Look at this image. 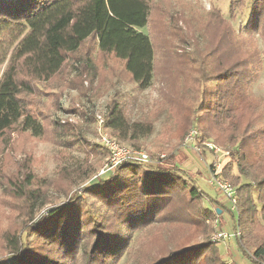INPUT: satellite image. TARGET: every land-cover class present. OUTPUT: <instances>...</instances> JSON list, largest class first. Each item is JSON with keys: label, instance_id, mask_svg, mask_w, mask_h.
I'll use <instances>...</instances> for the list:
<instances>
[{"label": "rangeland", "instance_id": "obj_1", "mask_svg": "<svg viewBox=\"0 0 264 264\" xmlns=\"http://www.w3.org/2000/svg\"><path fill=\"white\" fill-rule=\"evenodd\" d=\"M231 2L153 0L148 25L144 29L130 28L115 20L108 23L107 36L138 40L141 32L149 33L155 48V73L147 89H139L118 61L110 56H101L92 38L76 52L67 54L58 75L71 78L69 83L57 79L39 81L32 94L23 96L30 109L41 115L45 132L41 136H32L13 127L0 139V264L7 255L6 238L18 228L36 199L46 197L48 203L35 214L34 221L48 208L67 202L74 192L81 196V202L92 212L96 208L104 211L93 196L83 192L82 187L99 174L110 158L101 143L98 121L101 118L104 122L113 105L122 108L128 120L149 122L152 131L132 143L117 141L104 127L102 131L121 148L144 151L158 158L159 163L178 164L187 182L204 193L201 200H194L196 207L212 208L208 199H220L225 209L219 218V228L233 232L239 227L240 236H244L245 230L229 213L232 212L228 210L230 204L222 200L207 181L209 167L219 162L221 175L224 173L234 188L247 183L249 189L254 188L253 196L257 194L256 184L239 175L234 155L236 147L214 143L217 137L225 142L232 128L244 126L250 118H254L247 133L250 140L264 141V29L245 33L243 28L249 18V3L231 10ZM33 33L35 30H28L15 43H11L8 35L0 37V81L12 57L34 45ZM231 37L240 42L243 49L234 45L230 47ZM245 55L251 56L252 63L247 69L252 75L247 81V95L258 109H240L230 120L225 118L230 112L219 111L220 107L214 105H219L221 98L225 97L222 95L233 84L225 82L224 76L237 72L240 59ZM224 70L231 72L223 75ZM208 95L213 96L212 105L205 101ZM247 102L242 101L241 106ZM206 106H211V109H205ZM219 125H223L224 132L217 129ZM200 131L208 137L203 142L199 141ZM208 146H214L218 151ZM257 151L253 153L263 158L259 157L264 167V150ZM27 170L30 172L28 177L32 178L30 188H25L23 182L26 181ZM22 190H26L28 195L35 190L38 195L36 199L28 200L21 195ZM64 190L70 191L65 194ZM183 201L191 202L193 199L187 194L177 197L170 201L168 210H182L187 206ZM186 214L190 217L189 213ZM193 223L196 224L164 222L138 229L130 235V242L125 244L119 256L109 264H133L134 255L144 244H148L144 249H151L171 241L192 242L205 238L218 248L225 263L251 264L252 247L247 246L245 253L241 252L240 236L213 242V234H202L204 223ZM89 242L90 239L86 245ZM77 257V264H85L81 254ZM200 263L206 264L205 259Z\"/></svg>", "mask_w": 264, "mask_h": 264}, {"label": "trees", "instance_id": "obj_2", "mask_svg": "<svg viewBox=\"0 0 264 264\" xmlns=\"http://www.w3.org/2000/svg\"><path fill=\"white\" fill-rule=\"evenodd\" d=\"M152 1L0 0V37L8 35L11 43H15L28 30H35L34 45L12 57L0 81V139L13 127L27 131L32 136H41L45 132L41 115L30 109L23 96L32 94L39 81L57 79L69 83L71 78H60L58 75L67 54L76 52L92 38L101 56H110L118 61L139 89H147L155 73V48L149 33L141 32L138 40H132L123 36H107L105 30L111 20L130 28L144 29L148 25ZM247 3L249 18L243 30L250 34L264 29V0H232L230 9L245 7ZM231 44L230 47L234 45L243 49L240 42L232 37ZM246 55L241 57L237 72L229 77L224 76L225 82L231 81L233 84L222 95L225 97L221 98L219 105H214L220 107L219 111L230 112L225 117L230 120L240 109H258L247 95V81L252 77L247 69L252 63L251 56ZM229 72L224 70L222 74L228 75ZM212 97L208 95L205 98L209 105L214 103ZM245 100L248 102L241 106ZM205 109H211V106ZM253 120L250 118L244 126L232 128L225 142L217 137L214 143L235 146V164L239 175L256 184V197L253 196L254 188L249 189L247 183L236 188L237 210L229 213L235 223L245 230L244 236L239 237L240 251L245 253L244 248L252 247L251 264H264V167L259 159L262 157L259 154L256 157L253 153L258 152L257 149L264 150V141L250 140L247 133ZM54 123L57 124V121ZM103 126L119 142H131L152 131L149 122L128 120L117 105L109 108ZM217 129L224 132L223 125ZM207 138L205 132H199L200 142ZM165 163L152 166L126 161L90 180L82 190L102 205L103 212L97 208L92 212L81 202V196L74 192L67 202L48 208L45 214L34 221L35 214L48 201L46 197L36 199L38 191L32 190L28 195L26 190H22V196L37 201L31 204L18 228L6 238L7 255L2 258L3 264H77L79 254L85 264H109L130 242V235L134 231L164 222L194 226V221H201L205 225L202 234L207 236L209 233L211 236L215 231L214 224L220 226L224 202L207 198L212 208L196 207L194 200H201L203 191L187 182L178 164ZM26 173L24 186L30 188L32 178L28 177V170ZM222 177L235 186L224 173ZM69 191L64 190L65 194ZM185 194L190 195L193 201H183L187 206L182 210H168L171 200L182 198ZM88 239L90 242L86 245ZM145 245L148 244L142 245L138 254L134 255L133 264H201V259H205L206 264H227L218 248L206 238L192 242L171 241L151 249H144L147 247Z\"/></svg>", "mask_w": 264, "mask_h": 264}, {"label": "built area", "instance_id": "obj_3", "mask_svg": "<svg viewBox=\"0 0 264 264\" xmlns=\"http://www.w3.org/2000/svg\"><path fill=\"white\" fill-rule=\"evenodd\" d=\"M98 133L100 134L102 145L108 150L110 158L106 166L99 172L98 175H104L105 173L113 170L117 165L126 162L134 161L138 163L151 164L159 163L158 158L153 157L150 154H147L144 151L139 150H130L119 147L115 140L108 136L102 131L104 122L102 119H99ZM191 141V140H190ZM189 142V141H188ZM210 149L217 150L214 146H208ZM207 181L221 196L222 200L227 201L230 204L229 210L236 212L237 210V199L235 195L236 188H234L227 180H225L221 175V167L219 162L211 165L207 172ZM208 221V220H207ZM215 231L212 235L213 242H219L222 240H227L232 237L240 236V229L236 227L233 232H227L221 230L217 224H214Z\"/></svg>", "mask_w": 264, "mask_h": 264}, {"label": "water", "instance_id": "obj_4", "mask_svg": "<svg viewBox=\"0 0 264 264\" xmlns=\"http://www.w3.org/2000/svg\"><path fill=\"white\" fill-rule=\"evenodd\" d=\"M218 213H220V210H218Z\"/></svg>", "mask_w": 264, "mask_h": 264}]
</instances>
